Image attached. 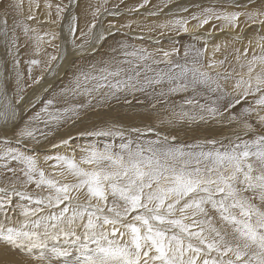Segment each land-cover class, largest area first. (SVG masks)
I'll return each instance as SVG.
<instances>
[{
    "label": "snow or ice",
    "instance_id": "6c2138e0",
    "mask_svg": "<svg viewBox=\"0 0 264 264\" xmlns=\"http://www.w3.org/2000/svg\"><path fill=\"white\" fill-rule=\"evenodd\" d=\"M0 3H3V0H0ZM147 3L148 0H143V4L137 7H143ZM22 7V0H10L4 4L5 37L9 34L6 19L9 10L19 13ZM47 7L51 9L52 5L48 4ZM55 8L59 17L64 8L60 4H56ZM99 11L100 8H96L93 16L95 17ZM211 12V9H204V15L199 19L200 25L207 24L213 18ZM240 15L239 12H232L222 17L216 16V19L222 18L236 26ZM245 15L255 22L257 16H264V11L258 10ZM33 18L31 15L27 17L29 20ZM192 19L197 17L193 16ZM175 23L187 31L184 27L187 21L177 20ZM94 27L95 21L89 26L90 31ZM23 30L26 35L30 31L27 26H24ZM70 31L75 33V26ZM104 38V33H93L95 41ZM16 42L13 30L8 41L9 53ZM130 55L136 56L137 53L133 52ZM167 55L168 53H165V56ZM139 58L146 59L143 55ZM257 60L264 64V56L253 55L252 61L249 62V72L252 71V63ZM19 63L18 58L14 60V66H18ZM30 63L37 64L38 61L32 60ZM103 63L104 67L96 75L79 73L74 78V87L63 89V93L65 95L83 93L92 96L94 93L102 92L106 99L108 96H115L122 88L136 90L138 85L142 89L167 82L168 93L185 92L189 88L196 93L198 88H204L212 93H221L212 102L215 106L198 104L195 96L187 99L185 103L198 104L202 112H207L212 117L219 116L221 119L224 118V113L233 109L234 104L240 102L236 97H231L227 101V107H223L219 103L225 99L221 85L209 72L196 67L191 69L185 67L178 74L158 73L141 82L140 73H136L135 77L128 75L126 80L119 79L124 70L118 66L115 59ZM112 64L117 65L115 71L111 70ZM211 67H214V62L210 61L209 68ZM20 75L17 72L18 81ZM244 83L247 87L242 89L241 98L246 97L251 91L264 93V73L257 75L255 87L251 80ZM105 87L109 91L103 92ZM237 87H241V82L237 83ZM160 95H165V92L161 91ZM0 97L5 100L0 110V121L6 125L16 118L17 109L7 96L2 82ZM52 104L53 101L48 100L40 112L14 132V136L18 138L17 144L23 139L35 140L38 132L44 134L42 130L31 127V123L39 121L43 113H47L48 116L45 124L53 122L58 124L77 114L83 107L76 104L48 112ZM256 104L264 108V94L260 95ZM251 111L244 109L239 115L233 114L227 118L238 121L243 129L250 131L252 125L243 117L250 115ZM173 117L191 118L189 113L183 111L173 113ZM200 118L204 119L203 116ZM259 122L264 126V116H259ZM147 131L152 132L153 129L148 128ZM131 132L140 134L141 130L134 128ZM111 134H113L111 131L88 133V135ZM116 134L123 136L122 132ZM71 139L69 137L62 140L60 144L68 146ZM0 143L5 145L4 149H0L5 158L10 157L26 166L24 176L27 182H32L35 174L39 172V179L35 180L36 186L47 185L50 190L54 189L55 194L47 197V204L49 207L55 204L60 209L58 213L30 219L36 217L40 210L23 208L22 215L25 219L13 224L9 216V211H14L9 192L17 196H25L26 193L16 191L15 188L0 189L4 192L3 197H0V213L3 214V219L0 220V242L18 252L31 255L39 251L38 258L43 259L48 241L63 236L74 251L53 246L50 253L54 258L63 259L64 264H264V135H258L256 139L250 141L230 142L219 150L208 152H186L182 147L169 146L167 137L162 141L146 142L147 148L137 145L136 149L132 150L130 145L133 141L129 140L120 145L126 155L112 153L110 146L107 145L103 151L85 150L88 151V155L81 158V163L93 165L91 169L81 167L66 155L45 157L46 160L54 159L66 165L68 172L77 178L75 183L59 185L55 180L45 178L43 170L37 168L34 156L27 155L18 148L8 147L11 141L7 138ZM209 143L215 144V141ZM8 171L14 170L9 168ZM85 187L88 197L103 201L105 207L74 204L76 197L72 193L79 192ZM109 194L113 198L112 206L107 205ZM28 199H31L30 195ZM37 203L42 204L44 200H38ZM105 209L108 215L104 214ZM210 210L216 213V216L210 215ZM176 212L180 213V217L171 218ZM189 212L191 224L185 223V220L189 219L186 215ZM69 213L71 214L68 215ZM77 219L81 220L80 227L83 228L82 234L79 235L77 229L73 227ZM153 222L172 226L179 229V232H172L169 235V228L154 227ZM65 224L67 227H64ZM125 236L129 239L125 240Z\"/></svg>",
    "mask_w": 264,
    "mask_h": 264
},
{
    "label": "rangeland",
    "instance_id": "374dc122",
    "mask_svg": "<svg viewBox=\"0 0 264 264\" xmlns=\"http://www.w3.org/2000/svg\"><path fill=\"white\" fill-rule=\"evenodd\" d=\"M135 1L136 0H107V2L105 3V0L99 1V2H97V0H92V1L85 0L83 1V3H81L80 0H22L23 2L22 10L23 11L20 10L21 12L19 11L20 13L19 14L16 13V15H14L12 18L10 17L11 16L10 14H8V16L6 17L8 29H9L8 35L11 34L10 36L12 37V31L14 30L15 37L17 39V42L15 45L18 46L19 40L22 41L23 38L26 40V38L24 37L25 32L24 30H22V28H24V26L26 25L24 20L25 19L28 20L29 25H31L32 27L37 26V29L40 26L46 27V24H49V23H46L44 19H42L41 17L42 11H44L45 9L49 10L48 11L49 15H52L53 17V14L57 15L55 5L60 4L61 7L64 8V11L61 12L60 13L61 15L57 18L63 19L64 17H66L67 12L69 11V16H68L69 19L66 18L65 21L66 22L67 20H69L70 22L74 21L75 28H77V24L80 23V20L82 24L87 27L92 25L93 21H95V27H99L98 31L102 29H107L109 25H114L115 28L112 29V33L117 32V33L125 35L126 37L128 35L129 37L135 38L134 42L131 43V46L126 50L119 51L118 49L117 50L115 49L116 51H113L114 49L111 48V50L106 51L103 49V51L99 52V55L108 54L111 57V60H109L110 62H112L113 59H115V61L118 62V66L124 70L121 73L119 79L126 80L128 75H132L133 77H135L136 73H140L139 78L141 82H143L145 78L154 77L158 73L178 74L185 67L189 69L196 67L202 71L209 72V74L212 75L213 78L216 79L217 82L221 85V88L223 89V93L225 95V99L220 100L219 103L223 105V107H227V101L231 97H236L237 99L240 100V102L239 104H234V107L232 110L224 113L223 119H221L219 116L212 117L209 113L202 112L199 109L198 104H205L210 107L215 106L212 102L215 101L217 96H220L221 93H212L204 88H198L196 93H193L191 88H189L185 92L168 93L167 89L169 85L167 84V82H165L163 85H160V86L144 87L142 89L138 85L136 90H132L130 88L129 89L122 88L120 91L116 92L115 96H108V98L106 99L103 97L102 92L94 93L92 96H88V95L81 93V94H76L78 99L72 101V98L74 95L71 93L65 95L63 93V89L74 87V78L81 72L91 73L92 75H96L99 72V70L104 67L103 62H105L106 60H104L100 64V66L87 70L84 67L86 64L84 61H86L87 59L86 55L88 54V52H85L84 54H81L82 56L84 55L83 57L77 56L76 57L77 59L75 60L76 64H80L79 66L81 68L80 70L81 72L75 71L74 74L71 77H69L70 73L73 72V69H71L72 72L71 70H69V73H68L67 68H68L69 63L72 61L70 59H74V57L73 58L71 57L69 60L65 59V57L68 55L65 54V51L63 50V48L65 47L68 49L69 45L76 47L77 44L75 42L74 37H72V39H69V38L66 40L63 39L62 43L64 47L62 46L61 48L59 46L60 44L58 45L57 43V45L52 46V49L48 50L50 52L49 58L52 57L50 59V62L47 58L41 57V58L36 59V61H38L37 64H31L30 62L34 60L32 56H30L29 54H26L27 56H24L23 53L19 55L15 54L16 55L15 56L13 54L14 52H12L15 50L12 47H11V53H9L8 41L11 39V37L9 36L8 38V37H5L4 35L3 20L5 19V17L2 15L3 14L2 10L4 6L1 5L0 3V51H1V54L3 53L2 56L3 55L6 56V59H7L6 63L10 60L12 62L9 64V66L11 65L12 68L9 71L7 68V71L5 72L7 73L6 78L3 79L2 76L0 75V82H2L4 88L6 89L7 96L11 98L13 105L17 109V113L18 111L21 110V108H24V109L26 108V110H24L25 111L24 114H21V116L16 115V117H19V118L15 120L16 122L14 124H11V121H9L5 125L3 121H0V141L3 140L2 137L5 136L6 132L11 134L13 129L18 130L19 128L25 126V124L29 122V119L31 117H33L37 112H40L41 109L44 108L42 107L40 108V110L38 108L37 111H34V113H29L30 111H32L33 109L37 107V103H39L42 100L43 96L45 97L48 96L49 99H51L52 101H55V100L59 101L58 105L52 104L51 106H49L48 112H53L56 109H62L64 107H72L73 105H76V104L83 105V107L79 109L77 114L66 119L65 120L66 122L61 121L60 123H58V125L55 122L44 124L45 123L44 121L48 120L47 113H43L39 121H34L31 123V127L37 128L38 130H42L44 133L41 137V134L38 132L36 139H38L39 136L41 137L40 139L49 138L54 135L57 136L56 140L53 143V146L51 147L46 146L48 148H44V146H41L38 148L37 147L29 148V147L24 146L21 149L20 147L17 146L20 151L22 150V152L24 153L27 151L26 153L27 155H32L34 157L35 155H38L37 152L40 150V148H43L42 150H40L41 156L39 160L36 161V163L39 164L37 166L40 167L41 169H44L46 173H48L47 179H52V178L53 180L55 179L58 185L62 183H75L77 178L68 172L66 165L58 163L54 159L46 160L45 157H55L56 155H60L61 153H64L65 155L71 156V158L75 162L80 164L81 167L85 169H91L92 167H94L93 165L81 163V158L83 156L88 155V151H85V150L95 149L98 151H103L105 146L107 145V146H110V151L112 153L114 154L123 153L124 155H126V152H124V150L120 148V145L122 143H127L129 140L133 141L130 147L132 148V150H135L137 145H142L144 148H147L148 145L146 142L162 141L167 136L169 146L182 147L186 152L187 151L208 152V151L219 150L222 148V146H226L230 142L239 143L240 141H250V140L256 139L258 135H264V126H261L259 119H258L259 116H264V108L256 104V100L259 99L260 95L264 93H257L255 91H251L246 97L241 98L242 89L247 87V84L244 82L251 80L253 87H255L257 75L264 73V64L259 65V63H256V62L252 63L251 65L253 66L252 71L249 72V66H250L249 62L252 61L253 55L264 56V53H263L264 52V40H261L260 37H256L257 33H258V36L260 35L259 30L262 28V26L260 28L259 23L253 22L252 20L248 19L247 16H245L246 18H243V19L246 21H244L243 19L241 20L242 23H245V28H242L240 33L239 31H236L238 27V21L236 22V27L232 25V29L229 32H227V30H224V29H222L221 31H219L220 29L216 30L217 32H214V33L218 34V36L221 35L219 37L224 39L223 41L222 39L220 40V38L218 37L217 39L219 40V43L221 42L222 44H225L226 46L221 45L220 46L221 48H219V50H217L216 47H211V49L208 50L206 49V47L208 46L205 45V42L203 45H201L200 42L202 41H196L195 35L190 36L189 34H186L185 31L182 29L179 31L180 27L179 26L177 27V24L175 22L169 23L168 20H166V18L171 19L172 17H174V15H171V18L165 15L166 17L164 16L163 20L157 19L158 15H152V16L149 15V17L146 19L150 20V17H153L152 18L153 20L152 21L150 20V22L147 21L148 24H145L143 28L140 29L139 26L142 24L141 20H138V19L137 20H131V19L127 20V18L130 15L129 13L130 10H133L130 18H132L133 15L139 13L138 12L139 10L135 9L132 6V3H134ZM176 1L177 0H148V3L144 4L143 7L139 9H143L145 11L146 9L149 8V9H152L151 10L152 12H154L155 14H158L157 11L153 9H157L158 7L159 8L161 7L160 9L164 10L167 8L168 11L171 12L170 9L172 7L176 10L175 5H174ZM100 2L103 3L102 6H101L102 3ZM48 4L52 5L51 9L47 7ZM37 5H39V7H37ZM217 5H221V4L217 3L214 6L216 7ZM98 7L100 8V11L94 17L93 12ZM202 8L204 7H201V6L198 7L197 11L199 12L200 15L203 16L204 9L208 7H205L204 9ZM253 8H256V7H253ZM253 8H249V6H245V7L240 6V7L235 8L233 12H235L236 9L237 10L241 9L242 11L239 13H242V15H245V13L251 12ZM105 9H107V11H105ZM119 10L121 12H117ZM21 13L23 15H21ZM173 13H176V12H173ZM199 14L197 13L196 15L198 19H199ZM29 15L34 17L33 19H31L32 22L31 20L27 19ZM191 15L194 16L192 13ZM61 16H63V18ZM73 17H75V19H73ZM177 20H179L178 17H175L174 21H177ZM185 20L192 21L193 19L187 16L185 17ZM222 20L225 21L224 19ZM116 21L119 22V24L113 23ZM33 24H36V25H33ZM29 25L27 24L28 28H29ZM55 25L56 24L54 23V26ZM214 26L215 24H213L211 28H213ZM119 28L121 32H119L120 31ZM250 29L254 30L255 33L253 32L250 33L249 31ZM246 32H249V33H246ZM42 33L43 34L40 36H43L44 39L45 38L51 39V33H53L54 35L57 33L59 35V32H56L54 29H53V32L50 30L47 32H42ZM214 33L211 32V34H214ZM225 33L227 35H224ZM245 34L247 35L250 34V35L248 36L246 35L245 37ZM54 35H53L52 41L54 40L58 41V39H56L58 36L54 37ZM207 35L209 34L207 33ZM183 37L184 38L187 37L185 38L186 44L193 45L190 47L191 49H194L196 46V48L193 51H191L189 47L182 48V44L184 43ZM261 37L263 39L264 34L263 36L261 35ZM80 44H81V41L78 43L77 46H79ZM253 44H256V46ZM15 45H13V47H15ZM251 47L253 49H251ZM185 49H188V50L186 51ZM197 50L199 52H197ZM251 51L253 52L251 53ZM133 52H136L137 55L136 56L130 55ZM209 52H211L210 56L208 55ZM124 53H129V55H124ZM165 53H168L167 56H169L166 59H165L166 57ZM8 55L11 56L10 60L8 59L9 58ZM140 55L145 56L146 59L141 60L139 58ZM208 56L211 60L207 58ZM16 57L20 61L19 65L17 66L18 70H16L13 67L14 60L16 59ZM57 57L59 58V60ZM78 57H82V58H78ZM197 58L198 60H196ZM209 60L211 62H214V67L209 68V62H210ZM221 61H223V63H220ZM58 64L62 66L65 64V67L63 66V68L60 69L58 68ZM116 66H117L116 64H112L111 70L115 71ZM2 68L3 67L1 64L0 69ZM29 69H31V71H29ZM75 69H78V67H76ZM96 69H98V71ZM17 72L21 74L19 81L17 80ZM1 73L4 74L3 71ZM66 73L68 75H66ZM251 74L253 76H251ZM7 79L9 83L10 81H12L13 88L15 90L13 88L12 89L16 91V97L13 96L12 92H10L12 93V95H10L9 93L10 89L6 88L5 83ZM50 82H52V84L48 85L45 88L46 90L44 91L43 85H46ZM238 82H241V87L239 88L237 87ZM213 87H215V85H213ZM107 91L109 90L107 87H105L103 89V92H107ZM161 91H164L165 95H160ZM42 92L44 93V95L40 96V98L37 100V103H35L31 107H28L29 104ZM193 96L196 97L198 104L197 105L186 104L185 101L187 99L192 98ZM17 101L19 102L17 103ZM3 102H5L4 99H3ZM0 104H3V103H0ZM223 107L221 108V112H223ZM170 108H173V109H170ZM244 109L252 110L250 115H246L245 117H243V119H247L248 122L252 125V130L250 131L243 129L242 124L239 123L238 121H231L227 118L228 116L233 115V114L239 115ZM1 110H2V105H1ZM153 110H157V111L160 110L159 112H161V116H160L161 119H151L150 120V118H146L145 114L142 112V111L151 112ZM181 111L187 112L190 114L191 117L196 118V122H194L193 124V121L191 119L190 121L188 120L187 122H185V119L187 118L179 119L178 117H173L172 113H180ZM83 112L85 113L84 115H83ZM87 115L88 116L92 115L91 117H93L94 119L95 118L97 119L96 120L97 123L102 122V124L97 125L91 122L90 125L86 126V124L89 121L87 123L82 124L83 118L88 117ZM201 116H203L204 119H201L200 118ZM80 117L82 120L80 119ZM124 117L128 118L127 121L122 120ZM165 117L166 119L170 121L165 122L164 120ZM130 120L135 121V123L128 122ZM150 123L154 125V128L152 126L150 127L147 125ZM184 124H185V127L183 126ZM209 124H211L210 126L213 127L214 132H218L217 135L219 136L217 137L216 136H210V137L206 136V137H200V138L191 137L190 134L185 131L186 129L188 130L187 126L193 129H196V128L200 129L201 126L207 127ZM157 127L159 128V130H157L158 129ZM178 127L182 128V130L181 131L178 130L177 129ZM134 128L140 129L141 133L140 134L132 133L131 130ZM148 128H152L153 131L148 132L147 131ZM225 129H228V130L238 129L239 131H242L243 134L246 133L245 134L246 136L236 135L235 134L236 131L228 134L227 131H225ZM15 130L13 132H15ZM110 130L113 133L111 135H88V133H93L96 131H110ZM119 132H122L123 136L116 134ZM184 134L185 135L187 134L190 137L184 136L182 137L184 139H179L180 135H184ZM11 135L13 138H15L14 134H11ZM69 136L72 138L70 140L69 145L68 146L61 145L60 141L69 139ZM237 137H239V140H237ZM8 140L11 141L13 139H8ZM74 140L76 142L73 145ZM32 141L35 142V140H32ZM210 141H215V144L209 143ZM9 145H11V143ZM9 145L7 146L9 147ZM11 146H13V144ZM4 148H5V145L3 143H0V149H4ZM54 148L60 149L58 152H61V153L58 154L57 151L54 152L53 150ZM67 150L70 152H67ZM3 156H4L3 154H0V177L2 176L1 172L3 173L4 171L9 172L8 171L9 168L13 169L14 171L7 173V174H8V177L10 178H16L14 179L15 182L9 183L10 186H12L13 188H16L17 186H15V183L19 180L23 181L24 180L23 178H26L24 176V172L26 171V166L20 161H15V160H12L10 157L5 158ZM46 164L52 165L54 168V171L51 169V166L50 167L47 166L48 168H46ZM2 165H5V166L1 167ZM58 171H60V173H58ZM12 174L13 176H11ZM59 174H61L60 176H62L60 177V180L58 177ZM34 179L38 180L39 174L36 173ZM31 183L32 184L30 186L32 187H34L33 185H36V183H33V182ZM41 187L46 188V185H43ZM16 189H18L17 191L22 192L21 188H16ZM49 190L50 189H48L47 191L48 193H50ZM25 191L23 192L25 193ZM51 191L54 192L53 189ZM86 192H87L86 187L82 188L79 192H73L72 195L76 197L73 203L74 204L75 203L91 204V205H99L100 207H105V204L103 201H98L95 198L90 199L88 195L86 194ZM48 193L47 195H50ZM9 194H11V192H9ZM26 195H30V194L26 193ZM16 198L17 200H19L18 197ZM43 199H47V198L43 196ZM14 200L16 199L14 198ZM33 201L36 205L38 200H36L35 198V200ZM112 201H113V198L109 194L107 205L112 206L113 204ZM41 206H43V204ZM52 207H49L48 204L46 206L48 211L50 209L49 212L47 211L48 214L50 213L49 215H51L54 212L55 213L59 212L60 209L58 206L54 204ZM57 208L59 210H57ZM35 209H38V207H36ZM105 213H107L106 209H105L104 214ZM11 214L13 215L14 213H11ZM70 214L71 213H69V215ZM186 215L189 217V219H186L185 223L191 224L192 223L191 213L189 212ZM210 215L216 216V213L210 210ZM179 217H180V213L176 212L175 216L171 218H179ZM128 219L130 220L131 216H129ZM86 220H87V217L85 216L84 222H86ZM80 225H81L80 219H77L75 225H73V227L77 229L78 235L82 234L83 232V228L80 227ZM153 225L154 227H168L170 229L168 232L169 235H171L172 232L174 231L179 232V229H176L172 226L159 225L158 222H153ZM64 227H67V225L65 224ZM41 231H43V229H41ZM117 238L119 239V237ZM124 239L127 240L129 239V237L125 236ZM52 242L63 243V246L61 245L60 248H69V250L74 251V248L70 244L66 243V238L63 236L59 237L57 240L48 241V246ZM0 247H2V250L4 251V253L9 252L8 251L9 249H7L8 246L5 245L4 243L0 242ZM90 247H92V245H90ZM11 249L12 248H10V252H13L12 251L13 249L12 250ZM19 253L21 255L17 256L18 258L17 261H20L21 259L25 260V258H27L28 256L33 255V254L26 255V253H22V252H19ZM34 259L35 258H33V261ZM55 259H57L56 261H60V262L62 261L61 264L62 263L64 264L63 259H58V258H55ZM16 264H22V262H16Z\"/></svg>",
    "mask_w": 264,
    "mask_h": 264
},
{
    "label": "bare ground",
    "instance_id": "6f19581e",
    "mask_svg": "<svg viewBox=\"0 0 264 264\" xmlns=\"http://www.w3.org/2000/svg\"><path fill=\"white\" fill-rule=\"evenodd\" d=\"M83 1H85V0H80V2L81 3H83ZM92 1V0H91ZM99 1H103V0H97V2H99ZM8 2H10V0H3V3H1V5H3L4 6V4H7ZM161 2V1H160ZM100 3H102V2H100ZM143 3V0H136L134 3H132V6L135 8V9H137V10H139L138 12L139 13H137V14H135V15H133V17L132 18H130V16H131V13H132V11L133 10H130V15H129V17L127 18V20H141L142 21V24L139 26V28L141 29V28H143V26L145 25V24H148L147 23V21H149L150 22V20L152 21L153 19V17H150V20L149 19H146V18H148L149 17V15L150 16H152V15H158L157 16V19H159V20H163V18H164V16L165 15H167V16H169L170 18H171V15H174V17H172L171 19H168V18H166V20H168V22L170 23V22H175L174 21V18L175 17H178V19L179 20H185V17H187V16H189L190 18H192L193 16L191 15V13L194 15V16H196L197 15V13L199 14V12L197 11L198 10V7H208V8H206V9H211L212 10V13H211V15L213 16V18L207 23V24H204V25H200V23H199V19L200 18H202L203 16L202 15H200L199 14V19L197 18V19H193L192 21H187V20H185V21H187V23H186V25H184V27H186L187 28V31H185V33L186 34H189L190 36H192V35H195V39H196V41H202V42H200L201 43V45H203L204 44V42H205V45L206 46H208V47H206V49H208V50H210L211 49V47H216L217 48V50H219V48H221L220 46L221 45H225V44H222L221 42L219 43V40L217 39L219 36H221V35H219L218 36V34H215L214 32H217L216 30H218V29H220L219 31H221L222 29H224V30H227V32H229L231 29H232V24L231 23H229L227 20H225V21H223L222 20V18L221 19H216V16H223V15H225V14H228V13H231V12H233V10H235V8H237V7H240V6H242V7H245V6H249V8H253V7H256V8H253V10L251 11V12H253V13H255V12H257L258 10H260V11H264V0H177L176 2H175V8H176V10L172 7L170 10H171V12H169L168 11V9L166 8V9H160L159 7V9L157 8V9H153V10H156L157 11V13L158 14H155L154 12H152L151 10L152 9H146L145 11L143 10V9H139V8H141V7H137L138 5H141ZM217 3H219V4H221V5H217L216 7L214 6L215 4H217ZM99 5V4H98ZM103 5V3L101 4V6ZM156 5V4H155ZM159 5H161V4H159ZM155 8V7H154ZM204 8H202V9H204ZM120 9V8H119ZM128 9V8H127ZM244 9V8H243ZM247 9V8H246ZM22 10V9H21ZM41 10H42V8H41ZM40 10V11H41ZM44 10V9H43ZM186 10V11H185ZM245 10V9H244ZM3 11V10H2ZM23 11V10H22ZM49 10H47V9H45L44 11H42V15H41V17H42V19H44V21L46 22V23H49V24H46V27H41L40 25V27L37 29V26H31V25H29V21L28 20H24V22H25V26H27V24L29 25V28L31 29L30 31H29V33L26 35L25 34V38H26V40L23 38L22 39V41H20L19 40V45L18 46H16L15 45V47H13L12 46V48L15 50V51H12V52H14L13 54L15 55V54H17V55H19V54H21V53H23V55L24 56H27L26 54H29L30 56H32L33 57V59L34 60H36V59H38V58H41V57H43V58H47L48 60H49V62H50V59L52 58V57H50L49 58V51L48 50H50V49H52V46H54V45H57V43H58V45L62 48V46H63V39H72V37H74L75 38V42H76V44L78 45V43L81 41V44L79 45V46H77L76 45V47H73L72 45H69V47H68V49L67 48H65L64 46V48H63V50L65 51V54L66 55H68V56H66V55H64V56H66L65 57V59H70L71 57L73 58L74 57V59H70V60H72L70 63H69V65H68V68H67V71H68V73H69V70H71V69H73V72H72V70H71V72L72 73H70V75H69V77H71L73 74H74V72L75 71H77V72H81L80 70H81V68H80V64H76V62H75V60L77 59L76 57L77 56H82L81 54H84L85 52H88V54L86 55V57H87V59H86V61H84L86 64H85V68L87 69V70H90V69H93L94 67H98V66H100V64L104 61V60H106L107 62H110L109 60H111V57L108 55V54H104V55H99V52L100 51H103V49L104 50H106V51H108V50H111V48L112 49H118L119 51H121V50H126V49H128L130 46H131V43H133L134 42V37L132 38V37H129L128 35H127V37L125 36V35H123V34H120V33H112V29L113 28H115V26L114 25H109L108 27H107V29H102V30H100V31H98L99 30V27H94L93 29H91V31H90V29H89V27H87V26H85V25H83L82 24V22H81V20H80V23L79 24H77V28H76V32L75 33H73L72 31H70V29L73 27V26H75V22L73 21V22H70L69 20H67V22L65 21V19L66 18H68V16H69V11L67 12V14H66V17H64L63 18V16H61L63 19H60V18H57V15H54L53 14V17H52V15H49V12H48ZM190 11V12H189ZM242 10L241 9H236V11L235 12H241ZM21 12V11H20ZM19 12V13H20ZM117 12H121L120 10L119 11H117ZM116 12V13H117ZM173 12H176V13H173ZM16 11H13V10H9V12H8V14H10L11 16V18L14 16V15H16ZM19 13H17V14H19ZM128 13V14H129ZM118 14H120V13H118ZM203 14V13H202ZM3 15V14H2ZM21 15H23L22 13H21ZM61 15V14H60ZM59 15V16H60ZM38 16V15H37ZM246 15H242V13H241V15L239 16V19L237 20L238 21V27H237V30L236 31H239V33H240V31L242 30V28H245V23H242V19L243 18H246L245 17ZM25 17V16H24ZM166 17V16H165ZM248 18V17H247ZM69 19V18H68ZM60 20V21H59ZM155 20V19H154ZM158 20V21H159ZM244 20V19H243ZM18 21V20H17ZM40 21V20H39ZM156 21V20H155ZM154 21V22H155ZM239 21H241V22H239ZM244 21H246V20H244ZM31 22H32V20H31ZM43 22V21H42ZM42 22H40V23H42ZM255 22H257V23H259L260 24V28H261V26H262V28L259 30L260 32V35L258 36V33H257V35H256V37H260V39L261 40H264V37H263V39H262V37H261V35L263 36V32H264V16H257V18H256V21ZM261 22V23H260ZM44 23V22H43ZM54 23L56 24L55 26H54ZM114 24L116 23V24H119V22H113ZM32 24V23H31ZM166 24V23H165ZM213 24H215V26L213 27V28H211L212 26H213ZM253 24V23H252ZM33 25H36V24H33ZM243 25H244V27H243ZM22 26V25H21ZM179 25H177V27H178ZM258 26V25H257ZM18 27V26H17ZM180 27V26H179ZM236 27V26H235ZM135 28V27H134ZM170 28V27H169ZM175 28V27H174ZM248 28V27H247ZM21 29V28H20ZM53 29L56 31V32H59V35L56 33L55 35L53 34V33H51V39L49 38V39H44L43 38V36H40V35H42L43 33L42 32H47V31H52L53 32ZM182 28L180 27L179 28V31L181 30ZM252 29V28H251ZM249 30L250 31V33L251 32H253V33H255V31L254 30ZM22 30H23V28H22ZM117 30V29H116ZM119 30H120V28H119ZM173 30V29H172ZM183 30V29H182ZM198 30H200V31H198ZM203 30V31H202ZM256 30V29H255ZM124 31V30H123ZM167 31V30H166ZM258 31V30H257ZM119 32H121V30L119 31ZM184 32V31H183ZM211 32H213L214 34H211ZM39 33H41V34H39ZM82 33H84V35H82ZM93 33H95V34H99V33H104V36H105V38L103 39V40H101V41H95V40H93ZM207 33L209 34V35H207ZM224 33V32H223ZM235 33H237V32H235ZM246 33H249V32H246ZM252 33V34H253ZM11 35V34H10ZM10 35H8V38H9V36ZM53 35H54V37H57L56 39H58V41H52V38H53ZM171 35V34H170ZM213 35V36H212ZM217 35V36H216ZM224 35H227L226 33L224 34ZM223 35V36H224ZM243 35V34H242ZM246 35L247 34H245V37H246ZM248 35H250V34H248ZM247 35V36H248ZM254 35V34H253ZM18 36H19V34H18ZM142 36V35H141ZM140 36V37H141ZM11 37V36H10ZM42 37V38H41ZM144 37H146V36H144ZM253 37V36H252ZM185 38H187V37H185ZM185 38L183 37V40H184V43L182 44V48H190L191 46H193V45H191V44H186L185 43ZM205 38V39H204ZM214 38H216V39H214ZM220 38V37H219ZM77 39V40H76ZM192 39V38H191ZM222 38H220V40H221ZM17 40V39H16ZM80 40V41H79ZM171 40V39H170ZM207 40V41H206ZM214 40V41H213ZM223 41H224V39H222ZM242 40V39H241ZM246 40V39H245ZM248 40V39H247ZM260 40V41H261ZM79 41V42H78ZM141 41V40H140ZM255 41V40H254ZM254 41H253V43H254ZM21 42V43H20ZM147 42V41H146ZM171 42V41H170ZM175 42V41H174ZM136 43V42H135ZM140 43V42H139ZM226 43V42H225ZM257 43V42H256ZM9 44V43H8ZM171 44V43H170ZM154 45V44H153ZM253 45H255L256 46V44H253ZM123 46V47H122ZM152 46V45H151ZM194 46H195V44H194ZM200 46V45H199ZM226 46V45H225ZM223 47V46H222ZM228 47V46H227ZM253 47V46H252ZM251 47V49H253ZM195 48H196V46H195ZM194 48V49H195ZM198 48V47H197ZM38 49H39V51H38ZM194 49H191L190 48V50L191 51H193ZM55 50V49H54ZM69 50V51H68ZM184 50V49H183ZM186 51L188 50V49H185ZM201 50V49H200ZM221 50V49H220ZM225 51V50H224ZM256 51H258V50H256ZM69 52V53H68ZM182 52V51H181ZM197 52H199L198 50H197ZM201 52V51H200ZM253 51H251V53H252ZM104 53V52H103ZM108 53V52H107ZM196 53V52H195ZM256 53V52H255ZM264 53V52H263ZM3 54V53H2ZM2 54H1V51H0V60L2 61H0L1 63H0V65L2 64V69H0V75L2 76V78L4 79V78H6V76H7V73H5L6 71H7V68H8V71L12 68L11 67V65L9 66V64L10 63H12L11 62V60H10V58H11V56L10 55H8L9 56V60L10 61H8L7 63H6V61H7V59H6V56H2ZM7 54V53H6ZM52 54V53H51ZM201 54V53H200ZM210 54H211V52H209V56H210ZM12 55V54H11ZM91 55H93V56H91ZM13 56V55H12ZM16 56V55H15ZM84 56V55H83ZM82 56V57H83ZM209 56L207 57L208 59H210L209 58ZM212 56V55H211ZM222 56V55H221ZM226 56V55H225ZM257 56V55H256ZM260 56V55H259ZM259 56H257V57H259ZM82 57H78V58H82ZM169 56H166L165 57V59L166 58H168ZM223 57V56H222ZM58 58V57H57ZM186 58V57H185ZM195 58V57H194ZM227 58V57H226ZM16 59H17V57H16ZM64 59V58H63ZM84 59V58H83ZM82 59V60H83ZM163 59V58H162ZM170 59V58H169ZM213 59V58H212ZM58 60H59V58H58ZM85 60V59H84ZM196 60H198V58L196 59ZM211 60V59H210ZM209 60V61H210ZM214 60H215V58H214ZM221 60V59H220ZM174 61V60H173ZM66 62H67V60H66ZM66 62H65V64H66ZM80 62V61H79ZM256 63H259V65H261V62L259 61V60H257V61H255ZM65 64L63 65L64 67H65ZM165 64V63H164ZM7 65V66H6ZM56 65V64H55ZM82 65H83V63H82ZM257 65V64H256ZM63 66L62 65H59L58 64V68H63ZM13 67L16 69V70H18V67L17 66H14V64H13ZM76 67H78V69H75ZM201 67V66H200ZM253 67V66H252ZM97 71H98V69H96ZM205 70V69H204ZM235 70V69H234ZM3 71V73L4 74H2L1 72ZM66 75H68L67 73H66ZM251 76H253L252 74H251ZM68 77V78H69ZM255 78V77H254ZM4 81V80H3ZM53 82H54V80H53ZM50 84H52V82H50V83H48V84H46V85H43V88H44V91L46 90L45 88L48 86V85H50ZM5 86H6V88H9L10 89V91H9V93L10 92H12L13 93V96H15L16 97V91H14L15 89L13 88V84H12V81H10V83L8 82V79L6 80V83H5ZM14 90H13V89ZM49 89V88H48ZM225 89V88H224ZM12 93H10V95H12ZM44 95V93L42 92L41 94H39L30 104H29V106L28 107H31V106H33L35 103H37V100L40 98V96H43ZM14 97V98H15ZM3 97H0V103H5V102H3ZM76 99H78V97L76 96V95H74L73 96V98H72V101H74V100H76ZM48 100H51V99H49V97L47 96V97H45V96H43V98H42V100L39 102V103H37V107L35 108V109H33L32 111H30L29 113H34V111H37V109L39 108V110H40V108H42V107H44L45 106V103L48 101ZM58 103H59V101H53V104H57L58 105ZM61 103V102H60ZM170 103V102H169ZM3 104H0V110H1V105L3 106ZM88 108V107H87ZM86 108V109H87ZM170 109H173V108H170ZM24 110H26V108L24 109V108H21V110L20 111H18V113H17V116H21V114H24ZM85 111V110H84ZM160 111V110H159ZM159 111H157V110H153V111H151V112H147V111H142L144 114H145V117L146 118H150V120L151 119H161V112H159ZM172 111V110H171ZM190 111V110H189ZM175 112V111H174ZM239 113V112H238ZM80 114V113H79ZM85 113L83 112V115H84ZM95 114V113H94ZM173 114V113H172ZM236 115V114H235ZM88 116V115H87ZM92 116V115H91ZM91 116H88V117H84L83 118V120L81 119V117H80V119L82 120V124H84V123H87L88 121V123L86 124V126L87 125H90V123L91 122H93V123H95V124H97V125H99V124H102V122H100V123H97L96 122V118L94 119L93 117H91ZM148 116V117H147ZM19 117H16L14 120H12L11 121V124H14L16 121L15 120H17ZM105 118V117H104ZM121 118V117H120ZM164 118V117H163ZM199 118V117H198ZM79 119V120H80ZM106 119V118H105ZM115 119V118H114ZM127 119L128 118H126V117H124L122 120H124V121H127ZM180 119V118H179ZM190 119L193 121V124H194V122H196V118H193V117H191V118H187V119H185V122H187L188 120L190 121ZM259 119V118H258ZM165 122H167V121H170V120H168V119H166V117H165ZM43 121V120H42ZM72 121V120H71ZM174 121V120H173ZM45 122V121H44ZM66 122V121H65ZM65 122H63V123H65ZM128 122H131V123H135V121H132V120H130V121H128ZM123 123V122H122ZM197 123H199V122H197ZM211 123V122H210ZM45 124V123H44ZM151 124V123H150ZM150 124H147L148 126H152L153 128H154V125H150ZM203 124V123H202ZM58 125V124H57ZM62 125V124H61ZM77 125V124H76ZM92 125V124H91ZM174 125V124H173ZM205 125V124H204ZM211 124H209L207 127H202L201 126V128L199 129V128H196V129H193V128H189V126H187L188 127V130L186 129L185 131L186 132H188L189 134H190V136L191 137H206V136H208V137H210V136H219V135H217L218 134V132H214V129H213V127L212 126H210ZM212 125H213V123H212ZM60 126V125H59ZM63 126V125H62ZM66 126V125H65ZM184 127H185V124L183 125ZM195 126V125H194ZM75 127H77V126H75ZM180 127H182V126H180ZM186 127V128H187ZM192 127V126H191ZM196 127V126H195ZM194 127V128H195ZM66 128H68V127H66ZM73 128V127H72ZM158 128V127H157ZM166 128V127H165ZM168 129V128H167ZM173 129V128H172ZM178 130H182V128H177ZM15 129H13L12 130V132H11V134H14V131ZM62 130V129H61ZM65 130V129H64ZM157 130H159V128L157 129ZM184 130V129H183ZM16 131V130H15ZM111 131V130H110ZM225 131H227V133L228 134H230V133H233L234 131H236V135H239V136H246L245 134H243V132L242 131H239L238 129H235V130H228V129H225ZM66 132V131H65ZM163 132V131H162ZM67 133H68V131H67ZM11 134H9V133H7L6 132V134H5V136H3L2 138L3 139H5V138H7V139H13V140H11V145L13 144V146H11V145H9V147H12V148H18V147H20V149L22 148V147H29V148H34V147H41V146H44V148H48V147H51V146H53V143H54V141L56 140V138H57V136L56 135H54V136H51V137H49V138H42V139H40L41 137H42V135H41V137L39 136V138L38 139H35V142H33L32 140H30V139H24V141L23 140H21L20 141V143L19 144H17L16 143V140L18 139V138H13L12 137V135ZM169 134V133H168ZM234 134V135H235ZM163 135V134H162ZM161 135V136H162ZM232 135V134H231ZM190 137L189 135H180V138L179 139H184V138H182V137ZM70 137V136H69ZM167 137V136H166ZM171 137V136H170ZM53 138V139H52ZM207 139H209V138H207ZM78 140V139H77ZM76 141L74 140L73 141V145H74V143H75ZM15 144V145H14ZM17 144V145H16ZM86 144V143H85ZM18 146V147H17ZM46 146H48V147H46ZM74 147V146H73ZM43 148H40V150H42ZM38 151L37 152V154L38 155H35V159H36V161L37 160H39V158H40V156H41V151ZM54 150V152L55 151H59L60 149H56V148H54L53 149ZM62 150V149H61ZM22 151V150H21ZM52 152V151H51ZM63 152H65V151H63ZM67 152H70V151H68L67 150ZM27 153V151L25 152V154ZM59 153H61V152H58V154ZM0 154H3V152H0ZM60 155H65L64 153H61ZM37 156V157H36ZM66 156H68L69 158H71V156H69V155H66ZM4 157V156H3ZM72 159V158H71ZM2 163V162H1ZM45 163V162H44ZM37 165H39L38 163H36ZM5 165H2L1 167H4ZM47 166H51V169L54 171V168H53V166L52 165H49V164H46V168H48ZM37 168L38 169H40V170H43V172H44V174H45V178L47 179V175H48V173H46V171L44 170V169H41L40 167H38L37 166ZM3 171V170H2ZM57 171V170H56ZM2 174V176L0 177V189H12L13 187L12 186H10L9 185V183L10 182H15V180L14 179H16V178H10V177H8V174L7 173H10V172H5L4 171V173L3 172H1ZM58 173H60V171H58ZM37 174H39V172H37ZM6 175V176H5ZM55 175V174H54ZM58 175V174H57ZM61 174H59V180H60V177H62V176H60ZM63 175V174H62ZM11 176H13V174L11 175ZM24 177V176H23ZM24 180L22 181V180H19V181H17L16 183H15V186H17L16 188H21L22 190V192L23 191H25V193H28V194H30V196H31V199H28V196L29 195H25V196H17V195H15V194H13L11 191V194H9V195H11L12 197V209H14V211H12V210H10L9 211V216L11 217V220H12V222H13V224H15V222L16 221H23L24 219H25V217L22 215V211H23V208H36V207H38V209L40 210V212H38L37 213V216L36 217H30V219H37V218H39L40 216H42V215H44V216H49V214L47 213V208H46V206H47V199H43V196L44 197H48L49 195H47V191H48V189H49V187L46 185V188H43V187H37L36 185H33L34 187H32V186H30L32 183L31 182H27V178H23ZM53 179V178H52ZM55 180V179H54ZM33 183H35V179L32 181ZM14 186V187H15ZM23 187V188H22ZM15 188V189H16ZM26 188V189H25ZM18 189H16V191H17ZM54 190V189H53ZM20 192V191H19ZM49 192L50 193H48V194H55V192H53V191H51V190H49ZM39 196H37V195ZM84 194H85V192H84ZM86 194H87V192H86ZM3 195H4V192H1L0 191V197H3ZM16 197H18V199L19 200H17V198ZM14 198L16 199V200H14ZM35 198H36V200H44V203H42L43 204V206H41L42 204L41 203H37L36 205H35V203H34V201L33 200H35ZM31 201V202H30ZM112 203H113V201H112ZM18 205L19 206H22V207H18ZM54 205V204H53ZM110 205V204H109ZM113 205V204H112ZM53 208V207H52ZM57 210H59L58 208H57ZM49 211H50V209H49ZM48 211V212H49ZM11 213H14L13 215L11 214ZM55 213V212H54ZM58 213V212H57ZM106 215L108 214V213H105ZM12 215V216H11ZM69 215V214H68ZM3 219V214L2 213H0V220H2ZM168 228V227H167ZM42 229V228H41ZM175 232V231H174ZM63 246V243H60V242H57V243H54V242H52L48 247H47V249H46V252H45V254H44V258L43 259H40V258H38L39 257V252L37 251V252H34L33 253V255H31V256H28L27 258H25V260H23V259H21L20 261H17V256L18 255H21L18 251H16V250H12L13 252H10V247H8L7 249H9L8 251L9 252H7V253H4V251L2 250V247H0V264H16V262H22V264H61V262L60 261H56L57 259H55V258H53V256L51 255V253L49 252L50 251V249H51V247H56V248H60V246ZM64 245H65V243H64ZM65 247V246H64ZM26 255H27V253H26ZM37 257V258H35L34 259V261H33V258L34 257ZM24 258V257H23ZM63 264V263H62Z\"/></svg>",
    "mask_w": 264,
    "mask_h": 264
}]
</instances>
